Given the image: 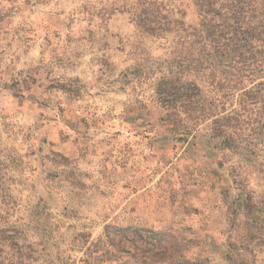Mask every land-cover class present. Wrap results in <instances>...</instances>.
<instances>
[{
  "label": "rangeland",
  "instance_id": "obj_1",
  "mask_svg": "<svg viewBox=\"0 0 264 264\" xmlns=\"http://www.w3.org/2000/svg\"><path fill=\"white\" fill-rule=\"evenodd\" d=\"M135 1L0 0V264H156L153 234L161 264H264V126L203 115L239 93L195 64L192 0L159 35Z\"/></svg>",
  "mask_w": 264,
  "mask_h": 264
},
{
  "label": "trees",
  "instance_id": "obj_2",
  "mask_svg": "<svg viewBox=\"0 0 264 264\" xmlns=\"http://www.w3.org/2000/svg\"><path fill=\"white\" fill-rule=\"evenodd\" d=\"M165 1H135L134 14L139 28L151 35L170 34L175 27L184 31V23L164 15ZM192 1L199 15V23L193 28L194 40L190 43L196 54L195 64L201 71L209 67L211 86L218 93L225 90L239 93L238 108L227 116L212 115L213 107L202 110L203 115L217 118L214 132L219 137L226 135L223 128L233 129L231 126H264V0ZM196 89L200 95L201 89L197 86ZM157 91L173 98L183 97L191 90L188 84L181 86L178 81L165 79ZM106 235L109 241L113 240L108 229ZM164 236L153 234L150 241L142 240L156 264L164 263L170 250L164 246Z\"/></svg>",
  "mask_w": 264,
  "mask_h": 264
}]
</instances>
